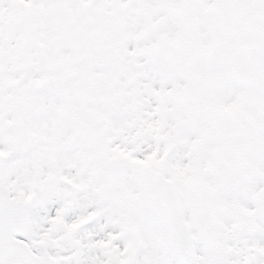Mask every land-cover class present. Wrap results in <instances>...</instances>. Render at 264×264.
<instances>
[{
    "label": "snow or ice",
    "instance_id": "1",
    "mask_svg": "<svg viewBox=\"0 0 264 264\" xmlns=\"http://www.w3.org/2000/svg\"><path fill=\"white\" fill-rule=\"evenodd\" d=\"M0 264H264V0H0Z\"/></svg>",
    "mask_w": 264,
    "mask_h": 264
}]
</instances>
